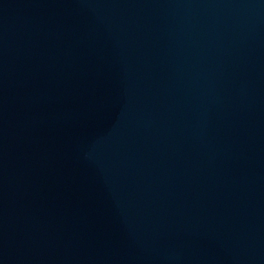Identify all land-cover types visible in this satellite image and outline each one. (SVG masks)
I'll use <instances>...</instances> for the list:
<instances>
[{
	"label": "water",
	"instance_id": "95a60500",
	"mask_svg": "<svg viewBox=\"0 0 264 264\" xmlns=\"http://www.w3.org/2000/svg\"><path fill=\"white\" fill-rule=\"evenodd\" d=\"M0 264H264V0H0Z\"/></svg>",
	"mask_w": 264,
	"mask_h": 264
}]
</instances>
